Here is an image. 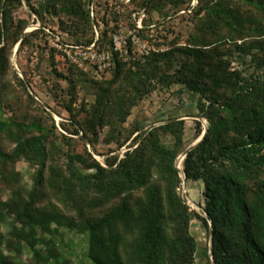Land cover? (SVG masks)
Segmentation results:
<instances>
[{
    "label": "rangeland",
    "instance_id": "374dc122",
    "mask_svg": "<svg viewBox=\"0 0 264 264\" xmlns=\"http://www.w3.org/2000/svg\"><path fill=\"white\" fill-rule=\"evenodd\" d=\"M174 1L173 4L166 0H147L145 4L142 0H22L20 4H14L8 35L3 40L8 61L0 76V121L7 123L8 129L0 132V151L10 152L18 138L47 131L48 140L57 147L48 165L64 175L66 152L83 153L85 158L92 157L104 165L106 158L117 155L120 159L126 151L142 145L148 131L165 123L163 120L183 119L186 134L175 160L177 168L182 169L184 150L207 131L209 125L208 118L199 115L198 109L199 102H204L207 108L205 97L187 91L178 82L168 87L157 82L160 76L177 79L183 74L180 72L183 63L194 67L205 65L211 74L224 75L231 83L236 82L235 90L244 98L243 106L252 107L257 104L254 102L264 106V47L260 43L264 39L262 11L248 0H206L204 6L222 3L230 14L245 22L244 27L236 24L231 27L222 23L225 17L217 19L210 14V18H206L203 10L196 14L198 0ZM74 4L80 5L81 10L89 9L90 22L63 10L64 6ZM249 27L257 31L249 30ZM103 31L106 32L101 37L104 44L98 40ZM113 35H120L128 41L135 35L150 50L157 52L197 44L203 53L199 57L179 52L169 55L159 63L161 70L157 75L150 78L151 86L146 87L148 91L139 95L136 90H128L126 96H132L134 101L125 107L123 121L119 116L107 113L110 115L107 122L96 126L94 132L88 131L87 139L83 137L84 130H79L77 135L71 133L72 125L86 128L96 100L97 85L93 82L111 81L114 68L111 72L98 74L89 66L79 67L68 59L62 48L76 45V40L83 46L95 44L104 48L110 45ZM91 38V43L84 45ZM130 47V56L122 61L127 63L122 74L128 69L137 70L129 62L141 54L132 45ZM20 80L26 83L27 91ZM255 81L261 83V88L247 87ZM116 86L117 83L111 84L113 93ZM220 92L228 94L229 91L221 89ZM197 121L200 135L196 134ZM160 140L165 146L172 147L175 139L164 133L160 134ZM225 168L233 170L230 166ZM35 169L24 158L13 163L0 160V253L3 258L13 264H34L36 252L47 255L52 248L55 254H59L58 261L40 260V264H93L87 257V233L55 223H51L47 231L40 226L31 230L22 219H18L17 199L31 191ZM156 172L160 174L157 169ZM182 175L181 171L180 177ZM260 180H264V165L254 170L244 182L255 189ZM184 189L194 203L190 205L192 209L198 216L205 217L193 200L195 197L201 201L199 183L185 184ZM44 191L47 196L40 204L53 203L71 215L52 190L45 186ZM133 194L138 195L139 189ZM114 202L116 200L111 203ZM198 216L192 213L189 219V232L197 242L194 264H212L211 223L208 221V226L205 225ZM29 232H33L34 237L27 238Z\"/></svg>",
    "mask_w": 264,
    "mask_h": 264
},
{
    "label": "trees",
    "instance_id": "16d2710c",
    "mask_svg": "<svg viewBox=\"0 0 264 264\" xmlns=\"http://www.w3.org/2000/svg\"><path fill=\"white\" fill-rule=\"evenodd\" d=\"M21 1L0 0V76L8 61L3 40L8 35L11 10ZM166 1L175 3L174 0ZM205 1L198 0L196 14L203 10L206 18L213 14L217 19L225 17L222 23L231 27L233 24L244 27L245 22L230 14L224 4L207 7ZM248 1L264 14V1ZM146 2L142 0V3ZM63 10L73 17L91 21L89 9L81 10L80 5H66ZM204 25L208 27L207 22ZM249 30L257 31L253 27ZM105 33L103 31L98 39L103 44L101 37ZM91 40L84 45L90 44ZM75 42L83 45L78 40ZM260 43L264 47V39ZM199 47L190 44L161 52L150 50L147 55H138L130 61L137 70L128 69L125 74L122 69L127 63L115 59L113 67L106 71L111 72L114 68V78L109 82H93L97 85L96 100L86 128L72 125L71 133L77 135L79 130H84L83 137L89 139L87 132H94L96 126L107 122L110 116L107 113L119 116L123 121L125 107L134 101L132 96H126L129 89L138 91L139 95L148 91L150 78L161 70L160 62L175 52L199 57L203 53ZM195 66L183 63L180 71L183 74L177 79L160 76L157 81L167 87L174 82L181 83L187 91L205 97L208 103L207 108L204 102L198 103L199 115H205L209 120L207 131L186 154L182 169L177 168L175 160L186 134L183 119L163 120L165 123L148 131L142 145L126 151L120 159L117 155L106 158L104 165L88 152L90 159L83 153L66 152L64 175L48 165L57 147L48 140L47 131H40V134L16 139L10 152L0 151L3 162L13 163L24 158L36 168L31 191L17 199L18 219L31 230L40 226L47 231L49 225L55 223L87 233V257L93 264H194L197 242L189 232V219L192 213L198 214L183 200L182 171L186 185L199 183L201 201L195 197L193 200L206 215L198 216L199 219L207 226L208 221L212 225V264H264V180L258 181L255 189L244 182L254 170L264 165V106L258 102L252 107L243 106L244 98L237 94L236 82L231 83L224 75L211 74L205 65ZM187 68L190 69L183 71ZM112 83H117L114 93L110 88ZM257 83L247 87L261 88V83ZM20 84L27 91L23 80ZM107 85L109 87H103ZM221 89L228 90V94L220 92ZM221 112L225 114L221 115ZM195 127L196 134L200 135L198 121ZM7 129L8 124L0 121V132ZM164 133L174 137L172 147L162 144L160 134ZM45 186L71 215L53 203L40 204L47 196ZM136 189H139L138 195L133 194ZM113 200L116 202L111 203ZM28 234L27 238L35 235L33 232ZM36 258L34 264H40V260L56 262L59 254L49 248L47 255L36 252ZM0 264L13 263L5 261L0 253Z\"/></svg>",
    "mask_w": 264,
    "mask_h": 264
},
{
    "label": "built area",
    "instance_id": "2783aa9c",
    "mask_svg": "<svg viewBox=\"0 0 264 264\" xmlns=\"http://www.w3.org/2000/svg\"><path fill=\"white\" fill-rule=\"evenodd\" d=\"M130 45L135 47L141 55H147L150 52L147 44L135 35L131 36V41L123 39L120 35H113L108 48L96 47L95 44L66 45L62 50L72 63L79 67L89 66L101 74L113 67L115 59H127L130 56Z\"/></svg>",
    "mask_w": 264,
    "mask_h": 264
},
{
    "label": "water",
    "instance_id": "95a60500",
    "mask_svg": "<svg viewBox=\"0 0 264 264\" xmlns=\"http://www.w3.org/2000/svg\"><path fill=\"white\" fill-rule=\"evenodd\" d=\"M205 133H206V131H204L201 135H200V137L195 141V142H193L191 145H189L185 150H184V152H183V156H182V160L185 158V156H186V154L191 150V149H193L201 140H202V138H203V136L205 135ZM178 169H180V168H178ZM181 178H182V182H183V193H182V197H183V200L187 203V204H189V205H191V204H194L189 198H188V196H187V194H186V191H185V178H184V175H182L181 176ZM210 236H211V244H212V234H213V229H212V225H210Z\"/></svg>",
    "mask_w": 264,
    "mask_h": 264
}]
</instances>
